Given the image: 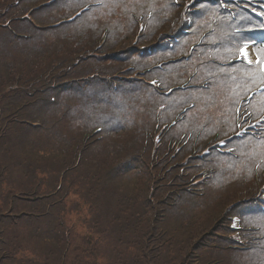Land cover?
Listing matches in <instances>:
<instances>
[{
	"label": "trees",
	"instance_id": "1",
	"mask_svg": "<svg viewBox=\"0 0 264 264\" xmlns=\"http://www.w3.org/2000/svg\"><path fill=\"white\" fill-rule=\"evenodd\" d=\"M187 3L0 0V264L264 263V242L246 250L232 229L242 217L264 234L254 172L264 148L248 144L264 139H233L236 157L210 142L236 132V101L258 83L242 65L216 63L232 57L228 45L250 39L234 28L261 22L243 10L234 22L219 0H201L192 33L172 44L188 28ZM213 19L217 29L196 48ZM189 76L195 88L167 95ZM66 100L77 107L64 108ZM186 107V119L157 139L159 121ZM263 107L256 97L255 114ZM107 191L116 197L111 214ZM72 197L92 211L84 235L72 221L83 215Z\"/></svg>",
	"mask_w": 264,
	"mask_h": 264
},
{
	"label": "rangeland",
	"instance_id": "2",
	"mask_svg": "<svg viewBox=\"0 0 264 264\" xmlns=\"http://www.w3.org/2000/svg\"><path fill=\"white\" fill-rule=\"evenodd\" d=\"M105 1H106V0H105ZM136 44H137V43H133V46L135 47ZM127 71H128V70H127ZM130 72H132V71H130ZM67 77L69 78L70 75L68 74ZM77 105H78V103H77L76 101H70V102H68V101L66 100V101L63 103V107H64V108H66V107H68V108L71 107V108H72V106L77 107ZM226 106H228V103H227ZM79 111H80L81 114H83V113L86 111V107L83 108V110H79ZM231 115H232V114H231ZM59 116H60V115H59ZM59 116H58V117H59ZM58 117H57V118H58ZM229 117H230V116H229ZM14 119H15V118H14ZM47 120L50 122V124H51L52 127H56V124H57L58 122H54L55 120L51 119L49 116H47ZM222 121H225V118H224ZM60 123H61V122H60ZM96 126H98V125H94V127H96ZM76 136H77V135H76ZM78 138H79V136H77V140H78ZM36 139H38V138H36ZM248 144H249L250 146H252V147H255L256 149H259V150L264 148V144H256V142L251 141V140L248 142ZM27 147H29V144H27ZM244 148H245V147H244ZM227 163H228V165H229V164H234L233 162H227ZM233 166H234V165H231V167H233ZM202 176H203V175H202ZM197 178H198V179L200 178L198 174H197ZM261 188H262V185H258L256 191H260ZM228 190H229V191L233 190L232 193H236V192L239 190V186H237V187H235V186H231ZM195 191L200 192V191H202V188L199 186V188H197ZM111 193L113 194V192L107 191L106 194H105V195L111 197L109 200L105 201V203H104V208H105L107 214H111V213H112V207H113V205L115 204V201H116V197H113ZM195 193H196V192H195ZM200 194H202V193H198L197 195H200ZM244 195H245V193H244ZM201 196H203V195H201ZM246 196H247V195H246ZM70 203H72V205H71V208H72V209L75 210V209L79 206V207L81 208V210H83V215H81V216L78 215L77 213H74L73 216H72V221H73V223H74V222L77 223L78 231L80 232L81 235H84L86 229L84 228V225H83V223H82V219H83V218H86V217H88V218H92V211H91V209L89 208V206H88V205L82 200L81 197H72V198L70 199ZM197 205H198V207H203V205H201L200 203H198ZM100 210H101V209H100ZM87 211H90V212H91V214L88 215V216H87V214H86ZM102 218H103V220H106V216H105V214L102 215ZM103 251H105V248H103ZM234 261H235V257H234V256H232V257H230V258L228 259V262H230V263H233Z\"/></svg>",
	"mask_w": 264,
	"mask_h": 264
}]
</instances>
